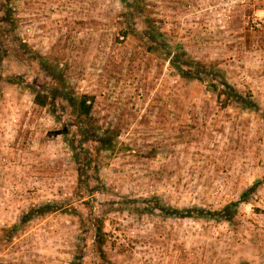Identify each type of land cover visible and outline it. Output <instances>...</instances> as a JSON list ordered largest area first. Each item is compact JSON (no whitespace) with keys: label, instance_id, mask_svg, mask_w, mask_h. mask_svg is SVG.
I'll list each match as a JSON object with an SVG mask.
<instances>
[{"label":"rangeland","instance_id":"obj_1","mask_svg":"<svg viewBox=\"0 0 264 264\" xmlns=\"http://www.w3.org/2000/svg\"><path fill=\"white\" fill-rule=\"evenodd\" d=\"M0 264H264V0H0Z\"/></svg>","mask_w":264,"mask_h":264},{"label":"trees","instance_id":"obj_2","mask_svg":"<svg viewBox=\"0 0 264 264\" xmlns=\"http://www.w3.org/2000/svg\"><path fill=\"white\" fill-rule=\"evenodd\" d=\"M127 26L130 27L128 23H127ZM250 36H251V28L248 27L247 28L248 40H250ZM182 73L186 79H194L199 82L207 81L206 83L208 85L207 87L208 91L216 92L217 97L219 101H221L223 108H227L231 105L236 104L243 110L256 112L258 109L257 101H255L253 97L254 93L247 92V94H245V93L237 91L232 85L228 83L225 77L217 74L214 71H206V70H201L198 67L197 68L191 67L189 71H185V72L182 71ZM92 101H93V97L89 95H83L80 98V101L77 104V112H78L79 118L82 119V121L90 118L91 112H92V103H93ZM35 103L38 106L45 108L49 105V96L42 95L39 93L36 95ZM85 131L86 130L83 129L82 132L86 133ZM59 134H66V129L55 133V135H59ZM110 149L111 147H110L109 141H107L106 144L100 148L101 151H108ZM84 156L88 158L87 155H84ZM88 160L90 161L91 159L88 158L86 162ZM87 165H90V162L87 163ZM84 169H86V167ZM82 181L84 182L85 180H82ZM82 181H80V183H82ZM88 186L89 185H86L85 188ZM240 202H245V198L243 197V200L241 199ZM238 205H239L238 202H234L231 205L224 207L222 210H216V211H206L205 209H187V210L182 211L183 215L180 214L179 216H182L185 218H191L192 216L190 215V213L195 211L200 216L208 217V218H211L217 221L223 220L227 222H232L236 215L235 207H237ZM49 208H52V206L49 205L40 210L32 211L29 215H26L25 220L26 221L31 220L36 215H39L40 213L45 212L44 210H47ZM177 212H181V211H177ZM102 232L103 230L102 228H100L98 231V238H97V243L100 247L102 246V244H104V238H103Z\"/></svg>","mask_w":264,"mask_h":264},{"label":"water","instance_id":"obj_3","mask_svg":"<svg viewBox=\"0 0 264 264\" xmlns=\"http://www.w3.org/2000/svg\"><path fill=\"white\" fill-rule=\"evenodd\" d=\"M133 0H130V2H132Z\"/></svg>","mask_w":264,"mask_h":264}]
</instances>
